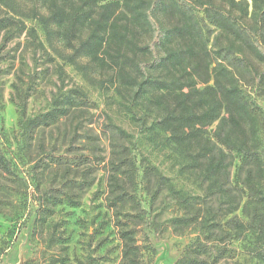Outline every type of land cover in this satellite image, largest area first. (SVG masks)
<instances>
[{"label": "rangeland", "instance_id": "obj_1", "mask_svg": "<svg viewBox=\"0 0 264 264\" xmlns=\"http://www.w3.org/2000/svg\"><path fill=\"white\" fill-rule=\"evenodd\" d=\"M47 4L0 0L2 34L15 33L0 40V147L13 169L10 174L0 167V264H129L124 233L134 237L137 264H177L196 255L203 264H264L254 255L259 242L253 230L233 227L237 219L249 222L264 214V203L251 201L253 191L244 182L250 165L231 152L229 177L210 188L194 165L192 148L171 140L156 123L162 109L151 100L154 91L135 95L108 54L105 63L89 55L72 63L73 49L61 35L65 25L52 23L55 31L48 35L37 18L48 13ZM131 33L148 40L140 29ZM61 66L62 91L79 86L89 101L26 130L19 123L21 103L26 100L27 117L51 109ZM244 88L264 110V86ZM213 127L205 132L212 140ZM258 133L264 150V122ZM153 168L178 190L198 196L197 202L178 203L166 186L157 185ZM220 186L227 191L221 193Z\"/></svg>", "mask_w": 264, "mask_h": 264}, {"label": "trees", "instance_id": "obj_2", "mask_svg": "<svg viewBox=\"0 0 264 264\" xmlns=\"http://www.w3.org/2000/svg\"><path fill=\"white\" fill-rule=\"evenodd\" d=\"M47 1L48 13L38 12L37 18L48 35L53 31L52 23L65 25L61 35L73 49L69 56L72 63L77 64L78 55L105 63L103 56L108 54L117 65L119 79L133 87L135 95L154 91L151 100L162 109L156 123L170 132L171 140L192 148L194 165L211 181L210 188L217 186L220 178L229 177L230 153L236 151L243 163L250 165L244 182L253 191L251 201L264 203L260 188L264 150L258 133L264 110L244 88L245 83L264 86V67L258 66L264 63V0ZM2 28L3 42L15 35L9 30L2 34ZM215 28L219 32L213 37ZM85 29L86 37L75 44ZM138 29L148 35L147 41L131 33ZM30 34L35 40L38 37L35 28ZM38 43L44 47L42 41ZM102 50L105 52L100 55ZM65 76L61 66V87L48 111L27 117L26 100L21 103L20 126L30 131L49 125L89 101L79 86L62 91ZM211 125L213 140L205 136ZM0 167L13 173L1 147ZM151 172L157 185L166 186L184 207L197 202L198 196L178 190L159 170L153 168ZM221 187V193L227 191ZM208 223L204 220L202 226L210 231L212 225ZM233 227L253 230L259 242L254 255L264 262V214H256L249 222L237 219ZM122 238L124 258L129 264H137L134 237L124 233ZM205 262L196 255L177 264Z\"/></svg>", "mask_w": 264, "mask_h": 264}]
</instances>
